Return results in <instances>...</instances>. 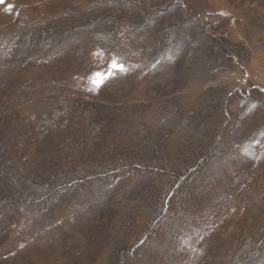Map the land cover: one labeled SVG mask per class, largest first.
<instances>
[{
  "label": "rangeland",
  "instance_id": "obj_1",
  "mask_svg": "<svg viewBox=\"0 0 264 264\" xmlns=\"http://www.w3.org/2000/svg\"><path fill=\"white\" fill-rule=\"evenodd\" d=\"M0 264H264V0H3Z\"/></svg>",
  "mask_w": 264,
  "mask_h": 264
},
{
  "label": "snow or ice",
  "instance_id": "obj_2",
  "mask_svg": "<svg viewBox=\"0 0 264 264\" xmlns=\"http://www.w3.org/2000/svg\"><path fill=\"white\" fill-rule=\"evenodd\" d=\"M2 2H3V0H0V3H2ZM113 67H118L121 71L124 70L123 65H116V64H114ZM95 75H96L97 77H99V79H94V80H93V83H94V84H97V85L101 84V83L103 82V80H104L103 75L100 74V73H96Z\"/></svg>",
  "mask_w": 264,
  "mask_h": 264
}]
</instances>
